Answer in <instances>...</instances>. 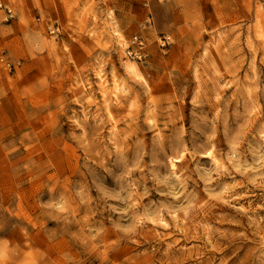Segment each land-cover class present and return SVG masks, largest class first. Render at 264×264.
I'll return each mask as SVG.
<instances>
[{
  "label": "rangeland",
  "instance_id": "rangeland-1",
  "mask_svg": "<svg viewBox=\"0 0 264 264\" xmlns=\"http://www.w3.org/2000/svg\"><path fill=\"white\" fill-rule=\"evenodd\" d=\"M0 3V264H264V0Z\"/></svg>",
  "mask_w": 264,
  "mask_h": 264
},
{
  "label": "built area",
  "instance_id": "built-area-1",
  "mask_svg": "<svg viewBox=\"0 0 264 264\" xmlns=\"http://www.w3.org/2000/svg\"><path fill=\"white\" fill-rule=\"evenodd\" d=\"M0 5H1V3H0ZM7 13H10V9H7ZM56 29H57V27H56ZM134 41L136 42V45L138 46V48H140V46L142 45L141 41L137 40L136 37H134ZM127 54L131 57L132 56L137 57V55L140 54V52H139V49L134 50V49L130 48L127 50Z\"/></svg>",
  "mask_w": 264,
  "mask_h": 264
}]
</instances>
